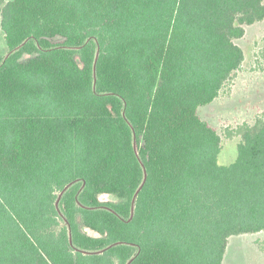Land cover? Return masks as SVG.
<instances>
[{
    "label": "trees",
    "instance_id": "16d2710c",
    "mask_svg": "<svg viewBox=\"0 0 264 264\" xmlns=\"http://www.w3.org/2000/svg\"><path fill=\"white\" fill-rule=\"evenodd\" d=\"M262 20L264 0H0V264H223L264 230V115L220 165L197 114Z\"/></svg>",
    "mask_w": 264,
    "mask_h": 264
},
{
    "label": "rangeland",
    "instance_id": "374dc122",
    "mask_svg": "<svg viewBox=\"0 0 264 264\" xmlns=\"http://www.w3.org/2000/svg\"><path fill=\"white\" fill-rule=\"evenodd\" d=\"M55 38L54 42H59ZM244 53L241 69L211 103L198 107V116L216 128L222 138L217 161L230 164L236 158L240 136L237 130L253 124L264 115V20L245 27L235 40ZM7 53L0 28V55ZM101 201H115L113 195L101 194ZM90 234H95L88 231ZM223 264H264V230L229 238Z\"/></svg>",
    "mask_w": 264,
    "mask_h": 264
}]
</instances>
